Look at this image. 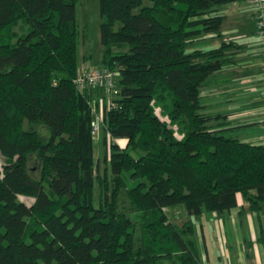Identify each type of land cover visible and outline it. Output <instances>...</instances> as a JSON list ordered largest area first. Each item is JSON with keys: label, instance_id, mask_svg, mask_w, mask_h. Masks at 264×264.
Instances as JSON below:
<instances>
[{"label": "trees", "instance_id": "1", "mask_svg": "<svg viewBox=\"0 0 264 264\" xmlns=\"http://www.w3.org/2000/svg\"><path fill=\"white\" fill-rule=\"evenodd\" d=\"M78 1L0 0V264H200L193 218L176 223L165 207L222 212L238 194L264 204V143L199 111L200 87L237 43L191 40L220 35L229 0H99L101 63L119 73L102 172L93 87L75 85Z\"/></svg>", "mask_w": 264, "mask_h": 264}, {"label": "crops", "instance_id": "2", "mask_svg": "<svg viewBox=\"0 0 264 264\" xmlns=\"http://www.w3.org/2000/svg\"><path fill=\"white\" fill-rule=\"evenodd\" d=\"M217 8L223 14L220 35L204 34L197 38L196 46H214L221 40H233L237 46L226 52L232 61L213 71L200 87L199 111L214 116L208 121L213 129L223 128L243 141L264 143V67L255 9L251 0H229ZM165 210L176 223L193 218L200 260L208 264H264V241L258 240L260 228H264V204L256 212L238 194L237 204L222 212L190 216L184 203Z\"/></svg>", "mask_w": 264, "mask_h": 264}, {"label": "rangeland", "instance_id": "3", "mask_svg": "<svg viewBox=\"0 0 264 264\" xmlns=\"http://www.w3.org/2000/svg\"><path fill=\"white\" fill-rule=\"evenodd\" d=\"M76 20L79 30V67L78 71L82 68H87L97 65H102L101 63V53L102 46L100 44V28L99 24L102 20V16L99 12V0H79L76 3ZM17 28V27H16ZM193 45L196 44L197 38L191 40ZM124 45L122 48H126ZM91 110L93 116H95L96 110H99V98L102 96L105 99L109 97L108 93L103 89L91 90ZM116 95V91L113 93L112 97ZM107 102V101H106ZM95 108H94V107ZM94 108V110H93ZM96 109V110H95ZM105 109V102L103 105V110ZM159 111V110H158ZM97 112V111H96ZM99 113V112H97ZM93 144H94V158L97 163V171L102 172L103 168L108 165L107 161L104 160L105 154L108 152V139H104V127L103 122H100V128L98 132L93 133ZM116 142L121 146L125 145L126 139H120V137L115 138ZM4 162V157L0 153V168ZM30 172L34 176L39 175L40 164L36 157L31 156L29 160ZM98 188L95 186L94 196L95 200H98ZM21 200L26 203H32L33 197L20 194L18 196Z\"/></svg>", "mask_w": 264, "mask_h": 264}, {"label": "built area", "instance_id": "4", "mask_svg": "<svg viewBox=\"0 0 264 264\" xmlns=\"http://www.w3.org/2000/svg\"><path fill=\"white\" fill-rule=\"evenodd\" d=\"M251 3L255 9L256 32L262 40L260 52L262 55V64L264 67V0H251ZM118 75L119 73L116 69H112L104 65L90 66L87 68L85 67L77 72V75L75 77V85L79 91H83L89 87H102L103 90H105L109 95V97H107L106 99L102 96H98L99 110H95L99 113L93 111L95 112V116H93V119L91 121L93 133L98 132V129L100 128V122L103 121L104 110L109 108L113 103L111 97L116 88V79ZM104 102L105 109L103 110ZM200 264L208 263L201 260Z\"/></svg>", "mask_w": 264, "mask_h": 264}]
</instances>
